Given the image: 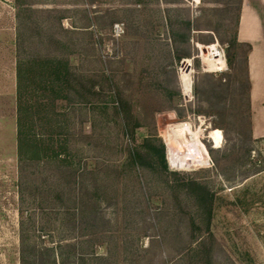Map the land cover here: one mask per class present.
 I'll return each instance as SVG.
<instances>
[{
	"label": "rangeland",
	"instance_id": "obj_1",
	"mask_svg": "<svg viewBox=\"0 0 264 264\" xmlns=\"http://www.w3.org/2000/svg\"><path fill=\"white\" fill-rule=\"evenodd\" d=\"M238 3L0 0V264H19L21 221L26 246H51L57 254L60 240L70 244L61 248L68 264H264V108L251 104L247 46L233 43ZM18 28L20 56L67 58L84 88L94 84L104 101L118 93L129 125L139 124L133 138L122 133L110 103L70 110L56 100L49 119L36 113V132H61L53 143L67 141L81 165L79 185L69 192V170L55 161L19 167ZM215 41L226 54L220 72L203 58ZM187 67L189 96L180 81ZM25 97L51 111L50 92L27 89ZM180 123L200 129L205 164L171 162L168 134ZM214 130L223 136L219 147L208 137ZM147 136L164 145L167 172L128 164L127 150ZM186 180L213 194L209 222L180 186Z\"/></svg>",
	"mask_w": 264,
	"mask_h": 264
},
{
	"label": "trees",
	"instance_id": "obj_2",
	"mask_svg": "<svg viewBox=\"0 0 264 264\" xmlns=\"http://www.w3.org/2000/svg\"><path fill=\"white\" fill-rule=\"evenodd\" d=\"M241 0H239L237 6V19L238 12L240 9ZM189 24V23H188ZM186 34L182 35V39H186ZM233 43H238L235 39ZM243 44V43H239ZM22 45V32L18 28L17 32V58H16V90H15V112H16V149H17V160L19 167L23 166L24 163H33L38 165L39 163H48L55 161L58 166H63L64 169L69 170L71 181L69 189L74 190L79 185V177L82 178L77 171L79 164L75 161L74 155L69 154V148L67 141L57 142L56 146L53 143L54 138L58 135V131L46 132V136L42 132H36L34 126L36 124V113H42L43 116H39L38 120L49 119L48 115L51 112L52 106L56 100H63L67 105L79 104H93L94 102L103 103L107 108V104H111L113 118H121L123 123L120 125L121 131L124 134L131 133L133 138V132L136 127H139L138 123L129 125L130 111L123 98L118 93L110 91L108 100H99L96 96L99 93L93 90L94 84H90L88 88H84L81 79L75 75L70 68L68 59L61 57L58 54H52L51 56L40 57L30 56L24 58L20 56ZM247 52L250 49L248 44ZM36 82L37 86H34ZM34 83V84H33ZM108 88L110 86L108 85ZM27 89H40L43 92L51 93V111L43 108L45 105L40 104L33 106L29 104V100H26ZM110 90V89H108ZM102 101V102H101ZM44 105V106H43ZM42 108L39 109V108ZM40 111V112H39ZM55 125L56 129L61 126ZM58 141V139H56ZM64 155V156H62ZM63 157V158H61ZM127 161L130 166H138L147 168L150 170H160L167 172L166 156L164 145L154 137H144L142 142L138 145L127 150ZM79 162V161H78ZM78 166V167H77ZM86 163L82 166V171L86 169ZM23 168V167H22ZM180 186L191 194L197 202V206L206 214V219L209 222L211 217V209L214 201L213 194L209 192L205 185H202L197 180H186L183 181ZM65 204H63L64 207ZM65 209H67L65 207ZM61 227L64 228L63 218L61 219ZM21 235H20V250H19V264H68L67 258L63 256L61 248L70 247L68 243L63 244V239L59 241L57 248L58 253L54 251L51 246H40L37 249V245L26 246V237L23 235V222L21 221ZM28 239V238H27ZM48 257L45 261L43 257ZM56 256H59L57 261Z\"/></svg>",
	"mask_w": 264,
	"mask_h": 264
},
{
	"label": "crops",
	"instance_id": "obj_3",
	"mask_svg": "<svg viewBox=\"0 0 264 264\" xmlns=\"http://www.w3.org/2000/svg\"><path fill=\"white\" fill-rule=\"evenodd\" d=\"M236 39L238 43L250 46L246 55V68L250 80L251 104L256 109L264 108V0H241ZM14 74L16 87V65Z\"/></svg>",
	"mask_w": 264,
	"mask_h": 264
},
{
	"label": "bare ground",
	"instance_id": "obj_4",
	"mask_svg": "<svg viewBox=\"0 0 264 264\" xmlns=\"http://www.w3.org/2000/svg\"><path fill=\"white\" fill-rule=\"evenodd\" d=\"M203 58L204 63L208 66V68H216L217 63L206 56L204 51ZM186 62L187 66H190L191 60L186 59ZM218 63L219 65H224L222 60H218ZM180 81L183 93L186 96H189L191 94L192 80L191 70L188 71V67L181 75ZM169 116L171 117V114ZM199 131L200 129L193 130L189 123H180L172 129V134H168V142L170 144V147L168 148L171 153V157L174 158L171 162L182 165L206 163L209 154L207 148L200 140ZM186 135H190V139H187ZM208 137L212 140L214 145L213 147H219L223 138L219 130L209 131ZM179 143L181 145H179Z\"/></svg>",
	"mask_w": 264,
	"mask_h": 264
},
{
	"label": "built area",
	"instance_id": "obj_5",
	"mask_svg": "<svg viewBox=\"0 0 264 264\" xmlns=\"http://www.w3.org/2000/svg\"><path fill=\"white\" fill-rule=\"evenodd\" d=\"M113 30H120V26L118 24H115ZM207 47L205 48L206 56H208L211 60H214V62L217 63L216 68H214L215 71H224V69H226V54L224 47L221 46L217 41H215L214 43H210ZM218 60H222L224 65H219Z\"/></svg>",
	"mask_w": 264,
	"mask_h": 264
}]
</instances>
